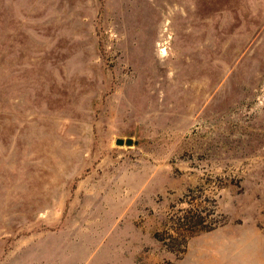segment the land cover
<instances>
[{"label": "rangeland", "instance_id": "1", "mask_svg": "<svg viewBox=\"0 0 264 264\" xmlns=\"http://www.w3.org/2000/svg\"><path fill=\"white\" fill-rule=\"evenodd\" d=\"M0 264H264V0H0Z\"/></svg>", "mask_w": 264, "mask_h": 264}, {"label": "water", "instance_id": "2", "mask_svg": "<svg viewBox=\"0 0 264 264\" xmlns=\"http://www.w3.org/2000/svg\"><path fill=\"white\" fill-rule=\"evenodd\" d=\"M132 140H130V139H127V140H122V139H117L116 141H115V144L117 145V146H122V145H126V146H131L132 145Z\"/></svg>", "mask_w": 264, "mask_h": 264}]
</instances>
